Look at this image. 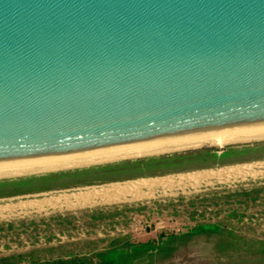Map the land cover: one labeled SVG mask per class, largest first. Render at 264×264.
I'll use <instances>...</instances> for the list:
<instances>
[{
    "label": "water",
    "instance_id": "95a60500",
    "mask_svg": "<svg viewBox=\"0 0 264 264\" xmlns=\"http://www.w3.org/2000/svg\"><path fill=\"white\" fill-rule=\"evenodd\" d=\"M258 132L264 0H0V168Z\"/></svg>",
    "mask_w": 264,
    "mask_h": 264
},
{
    "label": "rangeland",
    "instance_id": "374dc122",
    "mask_svg": "<svg viewBox=\"0 0 264 264\" xmlns=\"http://www.w3.org/2000/svg\"><path fill=\"white\" fill-rule=\"evenodd\" d=\"M227 148L253 149L252 155L235 159L253 160L247 163L249 166L239 165L229 170L206 169L204 166L221 155L211 154L220 148L201 147L0 179V264H70L74 260L98 263L99 256L108 254L114 247L146 242L156 250L151 258L136 259L134 264H264V140L223 147ZM206 154L210 157L204 158ZM166 159L170 161L152 167ZM147 160L149 168H140ZM118 164L127 165L126 171L105 173ZM156 171L169 176L200 172L199 177L207 181L190 183L191 188L185 190L190 193L188 203L178 198L170 204L158 201L123 204L121 211L112 212L97 209L91 214L88 209H82L73 215L68 210L64 217L49 220L34 218L27 207L49 197L68 199L75 189L82 192L86 187L104 184L109 177L132 178ZM212 184L222 189L215 190ZM243 186L256 190L241 195L238 189ZM16 206L20 211H16ZM66 207L69 209L71 205ZM11 209L15 217L9 216ZM203 224L218 230L192 233ZM148 234L152 238L144 236Z\"/></svg>",
    "mask_w": 264,
    "mask_h": 264
},
{
    "label": "crops",
    "instance_id": "0c3cea01",
    "mask_svg": "<svg viewBox=\"0 0 264 264\" xmlns=\"http://www.w3.org/2000/svg\"><path fill=\"white\" fill-rule=\"evenodd\" d=\"M252 148V147H250ZM257 148V147H256ZM239 150V151H238ZM220 152L221 155L216 157L212 162L210 161L209 165L204 166L206 169H217L218 171L229 170L236 166L241 165L247 166L249 162L253 160V158H248L249 160H235L244 157H248L254 153L253 149L242 150L240 148H227L221 149L219 151H215L211 154H215ZM210 155L206 154L204 158H209ZM158 160V159H157ZM170 159H166L165 161H158L162 163H155L152 167L158 166V164L163 165L164 162H169ZM144 165L141 163L140 168L148 169L149 161H144ZM171 164V163H170ZM127 165L118 164L116 167L109 168L107 170L108 174L114 175L113 173H119V171H126L125 167ZM249 166V165H248ZM141 169V170H142ZM214 172V171H211ZM200 172H181V175H172L169 176L166 174H161L160 171L149 172V173H140L135 175L132 178L128 177H109L105 179L104 184L92 185L86 187L84 191H79L75 189L74 194L68 196V199L63 196L49 197L45 198L41 201L31 202L27 205L28 209L32 210L34 213V218L42 217L49 220L51 217L59 216L64 217L65 211H72L73 215H76L78 210L88 209L92 214L94 210L102 211V212H112V211H121L123 208V204H144V203H176L178 198H181L183 202H189L190 197L188 192L185 190L191 184L196 182L203 183L207 181L206 178L199 177ZM203 173V172H202ZM214 176L216 174H213ZM51 175L49 178H51ZM181 177V178H180ZM212 179V178H210ZM201 180V181H200ZM99 182V181H98ZM75 183V182H72ZM213 183V182H210ZM209 187V186H208ZM212 188H217L212 184ZM207 190V189H206ZM71 205L69 209H67V205ZM131 206V205H127ZM22 207V206H20ZM113 207H116L114 209ZM19 207L16 206V211ZM38 211H43V213H38ZM15 211L11 209L8 211L9 216L13 217ZM173 212V211H172ZM112 218L115 217V213H112ZM18 216V215H16ZM93 216V215H92ZM15 217V216H14ZM138 234V233H137ZM140 235V233H139ZM146 238H152L150 234L144 235ZM155 237V235H152ZM143 237V235H140ZM148 239V240H149ZM147 240V241H148Z\"/></svg>",
    "mask_w": 264,
    "mask_h": 264
},
{
    "label": "bare ground",
    "instance_id": "6f19581e",
    "mask_svg": "<svg viewBox=\"0 0 264 264\" xmlns=\"http://www.w3.org/2000/svg\"><path fill=\"white\" fill-rule=\"evenodd\" d=\"M264 140V132L250 133L229 137H221L200 141H192L171 145H163L142 149H134L113 153H105L91 156H83L62 160H54L33 164H25L0 168V179L23 176L32 173L52 172L72 168L88 167L122 160H132L144 157L160 156L164 154L198 149L201 147H224L227 145L243 144L252 141ZM181 178V177H180Z\"/></svg>",
    "mask_w": 264,
    "mask_h": 264
},
{
    "label": "trees",
    "instance_id": "16d2710c",
    "mask_svg": "<svg viewBox=\"0 0 264 264\" xmlns=\"http://www.w3.org/2000/svg\"><path fill=\"white\" fill-rule=\"evenodd\" d=\"M223 149V148H222ZM221 150V149H219ZM215 150V151H219ZM192 232L193 234L216 232L218 229L212 225H199ZM125 247V248H124ZM118 248L114 247L113 251L105 255H100L98 263H90L82 260H74L70 264H134L136 259L151 258L156 248L149 242L146 243H127L126 246ZM62 264V263H60Z\"/></svg>",
    "mask_w": 264,
    "mask_h": 264
},
{
    "label": "flooded vegetation",
    "instance_id": "af4514ba",
    "mask_svg": "<svg viewBox=\"0 0 264 264\" xmlns=\"http://www.w3.org/2000/svg\"><path fill=\"white\" fill-rule=\"evenodd\" d=\"M219 189H222V187L215 188V190H219ZM254 190H256V188L252 189V187L243 186L242 188L238 189V191H239L238 193L241 195H244V194L251 193Z\"/></svg>",
    "mask_w": 264,
    "mask_h": 264
},
{
    "label": "built area",
    "instance_id": "2783aa9c",
    "mask_svg": "<svg viewBox=\"0 0 264 264\" xmlns=\"http://www.w3.org/2000/svg\"><path fill=\"white\" fill-rule=\"evenodd\" d=\"M207 216V215H206ZM162 223H159V225H161ZM170 225H172V224H170Z\"/></svg>",
    "mask_w": 264,
    "mask_h": 264
}]
</instances>
